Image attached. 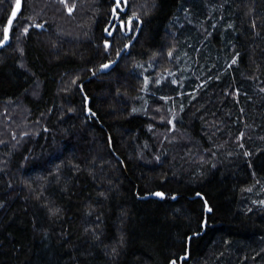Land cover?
<instances>
[{
    "label": "trees",
    "instance_id": "trees-1",
    "mask_svg": "<svg viewBox=\"0 0 264 264\" xmlns=\"http://www.w3.org/2000/svg\"><path fill=\"white\" fill-rule=\"evenodd\" d=\"M114 5L23 0L0 48V264H264V0H128L107 38Z\"/></svg>",
    "mask_w": 264,
    "mask_h": 264
},
{
    "label": "water",
    "instance_id": "water-1",
    "mask_svg": "<svg viewBox=\"0 0 264 264\" xmlns=\"http://www.w3.org/2000/svg\"><path fill=\"white\" fill-rule=\"evenodd\" d=\"M115 1V5H114V8H113V15H112V18H111V21L109 23V25L107 26L106 30H105V33H106V36L107 38H111L113 36V33H114V30L116 29L117 26H121L122 29L124 30V23L121 22V21H117L115 24H114V20H115V17H117V19L120 17L119 14H117V10H121L122 12L126 13L127 10H128V0H114ZM22 2L23 0H19V5L17 6V3L15 5V8L10 16V19L7 23V26H6V29H5V41L3 43L0 44V48L3 47V46H6L9 44V41H10V31H11V28H12V25L15 21V18L17 16V14L20 12L21 10V7H22ZM13 13H15V15H13ZM117 14V16H116ZM132 21H138V19L136 17H133L131 19H129V21L127 22V28H128V32L126 35H130L131 33V30H130V24ZM114 26L112 27L111 31H109V28L111 25ZM37 27V26H36ZM141 27H142V23L140 22V25H139V28L137 29L136 33L134 34V37L133 39L123 48V50L119 53L118 57L115 59V61L111 62V63H107L105 65H107V67H105V65H103L100 69V73H106V72H109L118 62L119 60L121 59V57L123 56V54L125 53V51L127 50V48L132 44L134 43V41L136 40L140 30H141ZM38 28H42V26H39ZM157 194H160V195H157ZM145 198H156V199H160V200H163L165 199V195L163 193H155V194H151V195H148L146 196ZM203 198V197H202ZM205 200V199H204ZM206 203V212L209 211V204L205 201ZM204 225H205V222H204ZM188 253H189V250H188ZM188 253L185 257H182L181 260H180V263L179 264H182L183 260L185 258H188ZM171 264H177L175 261L171 262Z\"/></svg>",
    "mask_w": 264,
    "mask_h": 264
},
{
    "label": "snow or ice",
    "instance_id": "snow-or-ice-1",
    "mask_svg": "<svg viewBox=\"0 0 264 264\" xmlns=\"http://www.w3.org/2000/svg\"><path fill=\"white\" fill-rule=\"evenodd\" d=\"M19 5V0H17V6ZM13 15H15V13H13ZM105 67H107V65H105ZM160 195V194H157Z\"/></svg>",
    "mask_w": 264,
    "mask_h": 264
}]
</instances>
